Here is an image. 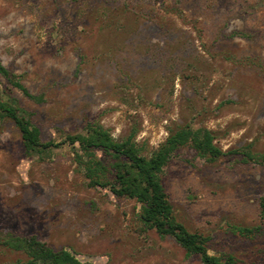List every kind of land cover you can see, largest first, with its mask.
I'll return each mask as SVG.
<instances>
[{
    "label": "rangeland",
    "instance_id": "374dc122",
    "mask_svg": "<svg viewBox=\"0 0 264 264\" xmlns=\"http://www.w3.org/2000/svg\"><path fill=\"white\" fill-rule=\"evenodd\" d=\"M0 62L42 95L37 104L5 90L42 142L93 123L148 157L187 125L221 151L264 154V0H0ZM79 155L64 143L27 156L0 118L1 238L32 236L81 264H200L145 229L133 199L90 186ZM158 176L175 220L207 237L210 255L264 264V163L208 161L183 146ZM26 260L0 245V264Z\"/></svg>",
    "mask_w": 264,
    "mask_h": 264
},
{
    "label": "trees",
    "instance_id": "16d2710c",
    "mask_svg": "<svg viewBox=\"0 0 264 264\" xmlns=\"http://www.w3.org/2000/svg\"><path fill=\"white\" fill-rule=\"evenodd\" d=\"M0 118L8 119L19 132L24 153L38 155L60 145H77L85 158L84 176L90 186L107 189L116 198L133 199L138 204L137 218L145 229H153L159 237H170L184 250L186 255H196L200 264H235L229 255H210L206 249L208 238L189 232L172 214V208L160 183L159 173L172 154L180 147L188 146L199 157L214 161L224 156H239L243 162L264 163V154L254 155L244 149L221 151L213 144L212 133L205 129H192L187 125L174 130L155 151L145 157L139 154L132 136L121 142L114 141L109 133L98 124L88 123L84 134L65 136L60 142L40 141L39 131L30 122L31 113L21 107L17 100L6 94V87L17 90L22 96L41 103L42 95L31 94L0 62ZM101 152L109 158L104 165L96 156ZM79 155V158L81 157ZM259 218L264 221V197L259 199ZM256 228H238L242 235H251ZM1 238V234H0ZM0 245L26 253L24 264H81L65 251H54L34 237L7 236Z\"/></svg>",
    "mask_w": 264,
    "mask_h": 264
}]
</instances>
